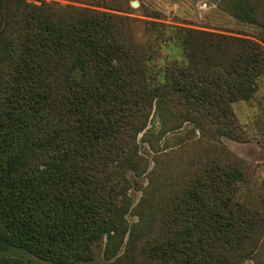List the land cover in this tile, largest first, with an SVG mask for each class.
Here are the masks:
<instances>
[{"label":"trees","instance_id":"1","mask_svg":"<svg viewBox=\"0 0 264 264\" xmlns=\"http://www.w3.org/2000/svg\"><path fill=\"white\" fill-rule=\"evenodd\" d=\"M229 7L264 42V0ZM170 39L181 58L159 65L138 51L126 17L0 0L1 247L94 260L125 225L130 154L153 111L241 138L232 104L254 95L264 45L185 28ZM186 163L161 168L130 229L128 264H241L264 246V213L236 198L245 162L206 147Z\"/></svg>","mask_w":264,"mask_h":264},{"label":"rangeland","instance_id":"2","mask_svg":"<svg viewBox=\"0 0 264 264\" xmlns=\"http://www.w3.org/2000/svg\"><path fill=\"white\" fill-rule=\"evenodd\" d=\"M26 1L36 5L76 6L126 17L138 51L149 62L155 61L159 65L181 58L183 47L180 40L170 39L178 28L242 36L264 45L259 39L260 27L235 18L229 0ZM232 108L243 129L241 138L206 131L189 121L166 118L161 123L158 113L152 112L147 126L137 136L136 151L130 154L136 169L128 172L133 181L127 188L128 201L123 210L125 225L121 234L108 246L104 236L94 260L81 264H128L130 258L126 244L130 229L139 220L147 196L158 185L161 168L168 164L169 171L176 172L182 159L187 160L182 165L186 166L192 155L201 153L206 147H223L245 162L244 180L239 183L236 198L264 213V75L257 78L254 95L248 100L233 102ZM0 264L56 263L39 259L20 247L0 246ZM241 264H264V246L256 255L243 258Z\"/></svg>","mask_w":264,"mask_h":264},{"label":"water","instance_id":"3","mask_svg":"<svg viewBox=\"0 0 264 264\" xmlns=\"http://www.w3.org/2000/svg\"><path fill=\"white\" fill-rule=\"evenodd\" d=\"M133 5H136V2H134Z\"/></svg>","mask_w":264,"mask_h":264}]
</instances>
